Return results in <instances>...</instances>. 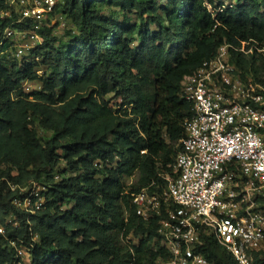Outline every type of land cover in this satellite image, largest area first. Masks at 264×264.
<instances>
[{"label":"trees","instance_id":"16d2710c","mask_svg":"<svg viewBox=\"0 0 264 264\" xmlns=\"http://www.w3.org/2000/svg\"><path fill=\"white\" fill-rule=\"evenodd\" d=\"M222 1V12H210ZM56 14L68 24L66 40L56 41L58 23L46 21L27 60L0 55V264L167 260L159 217L143 221L132 195L159 193L174 175L193 114L182 79L222 44H264V0H61ZM17 18L0 0V32L36 27ZM232 55L264 86L262 56ZM37 81L39 90L25 91ZM31 183L41 188L34 213L14 203ZM201 235L210 263L236 264L213 235ZM23 246L27 263L17 255ZM254 261L264 264V250Z\"/></svg>","mask_w":264,"mask_h":264},{"label":"built area","instance_id":"2783aa9c","mask_svg":"<svg viewBox=\"0 0 264 264\" xmlns=\"http://www.w3.org/2000/svg\"><path fill=\"white\" fill-rule=\"evenodd\" d=\"M7 1L17 23L36 25L0 32V55L10 61L21 63L27 60L26 51L42 45L39 30L46 21L67 23L56 14L61 0ZM227 5L222 1L217 9L207 7L215 14ZM232 52L244 58L257 53L264 60V44H222L211 60L182 79L180 94L193 114L184 123L186 136L174 175L165 176L167 184L159 193L143 189L132 195L143 221L159 217L160 245L170 258L156 264H212L199 250L202 231L213 235L236 264H256L254 254L264 250V86L243 74ZM28 84H23L25 91ZM40 189L36 183L20 188L27 196L15 205L34 213L42 199L33 204L32 197ZM17 255L27 263L29 247L18 248Z\"/></svg>","mask_w":264,"mask_h":264},{"label":"rangeland","instance_id":"374dc122","mask_svg":"<svg viewBox=\"0 0 264 264\" xmlns=\"http://www.w3.org/2000/svg\"><path fill=\"white\" fill-rule=\"evenodd\" d=\"M103 14L110 15L109 10L106 8H102ZM55 23H58V27L54 29L52 33V37L56 39V41H63L67 39V33L69 32L68 29V24L62 21H58L57 18H52L49 23L46 26H52ZM153 30H156L155 26H152ZM31 51H26V57L29 58L31 56ZM41 88V83L40 82H32L31 84H28L26 86V92H30L33 90H39ZM40 135L43 138H48L51 135V132H44L42 130L39 131Z\"/></svg>","mask_w":264,"mask_h":264}]
</instances>
